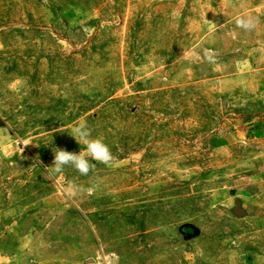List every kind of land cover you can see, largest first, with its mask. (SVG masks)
Masks as SVG:
<instances>
[{
  "label": "rangeland",
  "instance_id": "rangeland-1",
  "mask_svg": "<svg viewBox=\"0 0 264 264\" xmlns=\"http://www.w3.org/2000/svg\"><path fill=\"white\" fill-rule=\"evenodd\" d=\"M81 118L114 162L52 173ZM245 118L264 125V0H0V264H264Z\"/></svg>",
  "mask_w": 264,
  "mask_h": 264
},
{
  "label": "clouds",
  "instance_id": "clouds-1",
  "mask_svg": "<svg viewBox=\"0 0 264 264\" xmlns=\"http://www.w3.org/2000/svg\"><path fill=\"white\" fill-rule=\"evenodd\" d=\"M236 24L245 32H251L257 28L258 20L251 15H241L236 20ZM205 57L209 63H215L212 52L205 51ZM69 134L82 146V150L76 153L63 148L53 149L54 159L52 166L48 167L52 173L61 174L65 167L71 166L81 175L87 176L90 172L95 171L96 165L92 161L104 165H111L114 162L115 157L109 145L102 136H93L92 129L85 119L81 118L75 121ZM37 160H39L38 157ZM70 187L73 191L86 192L91 195L100 187V181L97 180L87 188H81L75 184Z\"/></svg>",
  "mask_w": 264,
  "mask_h": 264
},
{
  "label": "crops",
  "instance_id": "crops-1",
  "mask_svg": "<svg viewBox=\"0 0 264 264\" xmlns=\"http://www.w3.org/2000/svg\"><path fill=\"white\" fill-rule=\"evenodd\" d=\"M262 123L251 120L249 118H245L241 120V136L244 138L252 135H263L264 128L262 127ZM264 126V125H263ZM255 140V139H254ZM263 168L257 167L253 170V174H250L248 177L247 175H241V185H245L246 183H252L253 187H261L264 193V180H263ZM244 180V182H242ZM251 181V182H249ZM250 195L241 194V224H246L249 219H254L256 222L264 225V199H262V192L258 193L256 191H249ZM264 195V194H263ZM251 204L252 210L249 213H246L243 206ZM250 209V208H249ZM253 220V221H254Z\"/></svg>",
  "mask_w": 264,
  "mask_h": 264
}]
</instances>
